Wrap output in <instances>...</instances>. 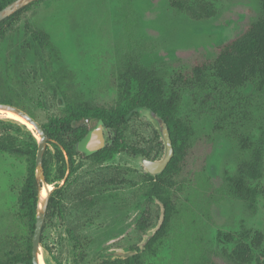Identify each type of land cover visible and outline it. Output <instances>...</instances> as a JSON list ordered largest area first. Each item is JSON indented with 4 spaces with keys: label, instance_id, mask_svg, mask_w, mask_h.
<instances>
[{
    "label": "rangeland",
    "instance_id": "374dc122",
    "mask_svg": "<svg viewBox=\"0 0 264 264\" xmlns=\"http://www.w3.org/2000/svg\"><path fill=\"white\" fill-rule=\"evenodd\" d=\"M178 1L206 4L214 14L197 19L171 0H35L0 40V103L22 108L42 125L67 117L70 100L94 109L115 106L126 66L142 64L163 79L166 94L180 92L177 116L194 129L182 169L163 177L151 197L142 159H161L165 149L147 109L132 116L124 139L149 157L123 151L95 161L78 152L70 164L48 138L45 179L50 193L60 192L41 235L48 264H101L137 250L144 264H236L228 256L236 243L250 242L248 232L264 233V193L249 204L228 180L247 158L242 137L256 142L264 129V93L251 83L230 89L212 72L205 85L191 79L198 60L214 59L221 45L260 16V0ZM30 28L46 32L57 54L34 41ZM97 124L94 119L89 127ZM0 133L19 148L32 147L31 136L38 141L34 127L3 116ZM104 134L110 143L114 132L106 126ZM28 167L27 155L0 150V264L14 248L9 233L19 238L26 231L19 194ZM249 184L264 188V168L263 177ZM161 197H169L174 210L165 237L146 250L163 219ZM142 219L145 229L137 226ZM32 237L26 231L20 248ZM254 251L260 261L251 264H262L261 251Z\"/></svg>",
    "mask_w": 264,
    "mask_h": 264
},
{
    "label": "trees",
    "instance_id": "16d2710c",
    "mask_svg": "<svg viewBox=\"0 0 264 264\" xmlns=\"http://www.w3.org/2000/svg\"><path fill=\"white\" fill-rule=\"evenodd\" d=\"M14 0H0V9ZM38 1V0H37ZM173 6L180 10H187L197 18L209 17L214 14V10L207 11L206 4H200L199 8L181 4L178 0H171ZM261 14L252 21L246 29L236 38L221 45L217 56L212 59L198 60L192 67L191 79L198 84L205 85L210 81V72L213 73L220 83L230 89H238L248 84H253L254 91L264 93V0H260ZM34 2L15 12L11 16L0 22V40L3 39L11 27L21 19V16L30 10ZM33 40L42 46L48 47L57 54L53 47L50 36L42 31L29 29ZM8 102L7 100H5ZM181 106V94L176 88H172L168 94L164 89L163 79L157 72L142 64H128L121 75L119 100L110 109H94L79 105L73 100L67 102L68 116L59 122L51 125H42L49 140L58 145L68 156V162L72 163V158L78 153L76 144L89 131L90 120H103L105 125L112 129L114 136L110 143L104 148L95 152L87 158L95 161H102L119 152L132 154L142 153L149 157L145 150L136 149L128 145L124 139V129L132 116L137 114L139 109H152L157 112L167 123L174 155L164 171L158 176L147 174V180L151 183L149 189L150 197L165 184L164 178L173 175L182 169V164L188 154L189 141L194 129L178 118L177 114ZM156 138L160 135L157 132ZM32 137V147L19 148L13 145L12 140L0 133V150H8L14 153L27 155L29 158L28 172L19 194V208L21 218L26 224L25 230L34 233L36 223V210L38 202V183L35 174L36 155L38 144ZM163 142L158 141L162 146ZM242 149L247 158L239 163L236 175L228 176V180L234 187L235 194L252 204L260 192L264 193V188L258 189L249 184V179L258 180L263 177L264 168V129L258 141H251L247 136L242 137ZM58 189H54L49 197L48 209L55 208L58 204ZM165 206L164 220L155 234L145 244L146 250H151L160 240H162L170 223L174 210L171 199L161 197ZM141 229L147 226L143 219L137 223ZM22 228V230L24 229ZM25 232L22 234L25 235ZM252 234V235H251ZM9 233V242L14 247L10 250L3 264H33L32 261V239L20 248V238L23 235ZM250 237V242L239 241L228 256L236 264H251L254 260L260 259L255 255V249L261 251L264 258V233L253 231L245 234ZM218 237L230 239V235L218 232ZM88 243V241H86ZM77 244H80L78 241ZM80 258L84 260L85 253L81 251ZM101 264H144L140 250L125 258L105 259ZM264 264V260L262 261Z\"/></svg>",
    "mask_w": 264,
    "mask_h": 264
},
{
    "label": "water",
    "instance_id": "95a60500",
    "mask_svg": "<svg viewBox=\"0 0 264 264\" xmlns=\"http://www.w3.org/2000/svg\"><path fill=\"white\" fill-rule=\"evenodd\" d=\"M34 1L35 0L12 1L8 5L0 9V22ZM0 109L14 112L19 117L24 119L27 123L31 124L38 134V141H37L38 151L36 155V165H35L36 180L38 183V202H37V210H36L35 229L32 237V261L33 264H40L39 256L41 254L40 253L41 235L48 210L49 197L51 194L49 190L45 197L41 196L43 187L49 185L45 179L44 167H43V158H44L45 148L47 145L48 136L46 135L42 124L39 121H37L35 117H33L30 113L23 110L22 108L10 103H0ZM147 111L151 119L157 126L158 133L164 144L165 153L163 157L158 160H152L144 157L142 159V163L145 166L148 173H150L151 175H157L163 172L164 169L167 167L168 163L170 162V160L174 155V148L172 145L169 128L165 120L154 110L147 109ZM104 127L105 125L103 120H100L99 123L94 128L90 129L86 133V135L77 142L76 145L77 149L85 153L87 156H89L99 151L100 149L104 148L107 143L106 136L104 134ZM164 211H165V206H164ZM163 220H164V213H163L162 222ZM162 222L160 223V226ZM158 229L154 231L153 235ZM153 235H151V237ZM148 240L146 241V243L148 242ZM133 254L135 253H132L130 255Z\"/></svg>",
    "mask_w": 264,
    "mask_h": 264
},
{
    "label": "bare ground",
    "instance_id": "6f19581e",
    "mask_svg": "<svg viewBox=\"0 0 264 264\" xmlns=\"http://www.w3.org/2000/svg\"><path fill=\"white\" fill-rule=\"evenodd\" d=\"M0 116L9 118V119H14L17 121H21L24 122L26 125H28L29 128H32L33 126L29 123H27L24 119H22L21 117H19L17 114H15L14 112L11 111H5V110H1L0 109ZM50 185H47L45 187H43L42 192H41V196L45 197L48 193V191L50 190ZM39 260H40V264H48L47 260L45 258V256L43 254H40L39 256Z\"/></svg>",
    "mask_w": 264,
    "mask_h": 264
},
{
    "label": "flooded vegetation",
    "instance_id": "af4514ba",
    "mask_svg": "<svg viewBox=\"0 0 264 264\" xmlns=\"http://www.w3.org/2000/svg\"><path fill=\"white\" fill-rule=\"evenodd\" d=\"M91 121H92V120L87 119L86 123H87V124H90ZM99 121H100V120H98V123H99ZM103 122H104V121H103ZM104 125H105V123H104ZM94 127H95V126H94ZM94 127H92V128H94ZM105 127H106V125H105ZM92 128L90 127V129H92ZM90 129H89V130H90ZM107 144H108V143H106V145H107ZM76 145H77V144H76ZM106 145H105V146H106ZM76 148H77V146H76ZM77 151H78V152H81V151H79L78 149H77ZM81 153H82L86 158H87V157H90L91 155L94 154V153H93V154L87 156L85 153H83V152H81ZM74 156H75V155H74ZM88 159H91V158H88ZM161 173H162V172H161ZM161 173H160V174H161ZM150 175H151V174H150ZM157 175H159V174H157Z\"/></svg>",
    "mask_w": 264,
    "mask_h": 264
}]
</instances>
